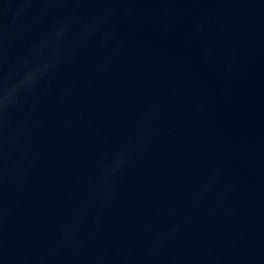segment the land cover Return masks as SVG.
I'll use <instances>...</instances> for the list:
<instances>
[{"label":"water","instance_id":"obj_1","mask_svg":"<svg viewBox=\"0 0 264 264\" xmlns=\"http://www.w3.org/2000/svg\"><path fill=\"white\" fill-rule=\"evenodd\" d=\"M0 264H264V0H0Z\"/></svg>","mask_w":264,"mask_h":264}]
</instances>
